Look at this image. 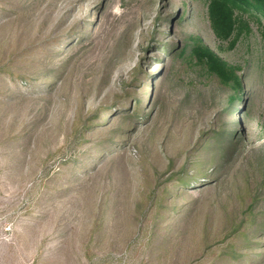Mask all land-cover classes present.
Segmentation results:
<instances>
[{"label":"rangeland","instance_id":"1","mask_svg":"<svg viewBox=\"0 0 264 264\" xmlns=\"http://www.w3.org/2000/svg\"><path fill=\"white\" fill-rule=\"evenodd\" d=\"M257 194L263 18L226 0H0V264H264Z\"/></svg>","mask_w":264,"mask_h":264},{"label":"trees","instance_id":"2","mask_svg":"<svg viewBox=\"0 0 264 264\" xmlns=\"http://www.w3.org/2000/svg\"><path fill=\"white\" fill-rule=\"evenodd\" d=\"M229 4H232L234 7L239 8L240 10L248 11L250 13H254L256 16L261 17L264 19V0H226ZM203 47V46H202ZM192 50V49H191ZM194 59H196V56L199 57L198 59L203 62V64L207 67L210 74L214 75L221 84L224 86H228L231 89H233L235 92L241 91V81L239 80L238 74L233 72L231 68H229L226 64H224L221 60H219L217 57H215L209 50L205 48H198L193 54ZM179 57V61L183 60L186 56V52L183 49L181 52L177 54ZM237 93V94H238ZM237 96L233 95L231 96V102L232 104L235 103ZM230 131H226L224 133V137H220L222 139V142L218 141L219 144H222V147H219L217 150L221 152L223 157L225 158L227 156V152L230 149H235L236 144L234 143L232 147L229 146L230 144ZM221 136V135H219ZM219 139V137L217 138ZM216 139V140H217ZM190 182H184L182 184L183 189L189 185ZM178 184V183H177ZM261 195L257 194L256 196L252 197L250 200V205L247 208V210L244 212L246 217L253 221L258 217H262V228L258 231V233H264V209L260 212H254V209L256 207H259L260 204H264L263 201L260 200ZM264 207V205H263ZM253 219V220H252ZM230 248V247H229ZM228 248V249H229ZM226 249V250H228ZM227 254V255H226ZM225 256H229L231 260L235 259L233 252L230 250V254L228 252H224Z\"/></svg>","mask_w":264,"mask_h":264}]
</instances>
